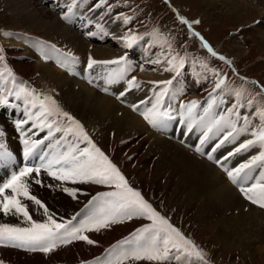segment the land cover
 Instances as JSON below:
<instances>
[{
  "label": "snow or ice",
  "instance_id": "6c2138e0",
  "mask_svg": "<svg viewBox=\"0 0 264 264\" xmlns=\"http://www.w3.org/2000/svg\"><path fill=\"white\" fill-rule=\"evenodd\" d=\"M104 3L105 0H100V4ZM74 7H76V0H72V3L68 5V11L62 16V19L70 20V14H72ZM177 18L181 24L188 26L191 36L198 38L201 46L212 57H218V59L224 60L225 63L231 64V61L226 60L225 57L218 56L199 32L192 30V25L199 24V20L190 23L183 16ZM131 19L132 17H123V23L127 25ZM89 34L92 35V33ZM153 36L158 40L161 39L156 31L153 32ZM121 39L124 41L125 47H131L142 37L125 33ZM163 42L167 43L166 40ZM51 47L55 49L56 46L52 45ZM168 47L171 53V45L169 44ZM2 53L3 50L0 49V81L5 80L6 77L14 81L15 77L11 70L3 63L5 58ZM62 55L68 57L70 63L77 62V58L70 52ZM44 58L48 59L47 56ZM124 60L125 57L123 56L116 60H96L89 55L87 67L92 69L95 65H120ZM155 63H160V61L157 60ZM167 63L169 67L165 68V71L179 73L180 68L185 63V57H181L179 54L171 55ZM60 66L67 67L68 65L61 63ZM201 66L207 68V64L203 62H201ZM208 70L217 79L212 92L209 93L207 106L203 107V115L192 116L193 110L199 104L195 100L188 104H181L180 115L184 117L186 109L187 114L194 120L198 118L200 122L207 121V131L203 133L201 145L209 139V133L213 131V128H218V130L219 128L230 129L213 148L212 151L215 152L216 149L234 139L235 136L250 130L249 125L252 121L249 115L241 117L239 109L245 107V100L248 108H253L257 101L251 93L245 95L247 89L243 87L230 88L225 77L214 69ZM89 82L91 83V80ZM105 82H113L111 73ZM151 83L154 87H160V91L154 92V99L150 101L151 107H147L142 111L137 105H132V108L133 111H138L151 127L159 129L165 126L166 120L174 119L170 112L163 108L164 97L169 91L168 86L173 81L166 80ZM128 84L129 88L139 87L134 77L128 81ZM259 88L261 91L257 95H264V85H260ZM2 90L3 84H0V106L8 104V99L3 95ZM218 90L221 92L220 96L216 95ZM225 92L234 95L235 103L226 110V113L216 115L213 108L218 106V101L219 103L224 102L223 93ZM13 95L17 100L23 98L25 104L24 115L27 119L18 121L16 124L17 129L20 131L22 143L25 146V158L32 156L36 149L45 144V141H49L47 147L50 151L39 157L40 163L38 165L34 167L25 166L20 168L19 171H13L9 178L0 182V213L5 216L9 214L21 216L23 217L22 223L27 225L0 223V245L48 253L60 245L71 243L73 240H83L88 244H93L94 241L84 233L100 231L113 224L139 218L145 219L149 223L137 228L129 237L113 245L107 250L108 254L105 259L97 258L96 261L89 262V264H126L129 261H148L150 264H172L173 261L176 264H209L206 259L207 253L200 249L193 240L187 238L166 216L155 209L140 191L130 186L117 165L93 142L82 123L69 112L64 111L51 95H41L34 89L26 87H14L8 90V96ZM122 95L124 94L121 93ZM117 98L119 99V97ZM141 103L146 102L142 101ZM251 115L258 117L260 122L257 129L251 131L253 138L239 144L235 152H229L228 156H233L256 145L262 150L258 155L253 156L248 163L241 164L232 170L225 169L233 183H240L238 178L241 177L242 173L245 178L249 175L248 172H245L246 169L250 171L257 161H264V105L257 106ZM233 116H235V119H232ZM241 118L244 125L243 127H237V122ZM29 123L30 127L25 131L24 125ZM188 128L191 130V123L188 124ZM45 129H47V134L42 139H31L29 136L31 134V136L38 137L39 133ZM57 133L61 134L58 138ZM2 136L3 133L0 132V137ZM81 144L85 146L81 147ZM196 151L204 154L201 147H197ZM207 155L209 160L214 159L211 153ZM4 160H11V153L7 151L3 143H0V161ZM215 162L220 163L219 161ZM42 171L46 172L47 176L62 183L69 181L73 184L90 183L103 185L110 190L97 192L96 195L92 196L85 206L90 209V214L80 222L78 227L72 225L71 221L58 223L49 214L45 204L29 192L28 180H32L35 184H41L42 181L38 177ZM32 173H35L36 176L33 177ZM240 190L252 204L264 208V172L260 173L259 179L252 183L250 187H241ZM64 191L75 198L77 189L65 187ZM20 197L32 201L43 209L48 219L45 222L34 220L29 213V206L22 203ZM75 219L76 217H73V220Z\"/></svg>",
  "mask_w": 264,
  "mask_h": 264
},
{
  "label": "bare ground",
  "instance_id": "6f19581e",
  "mask_svg": "<svg viewBox=\"0 0 264 264\" xmlns=\"http://www.w3.org/2000/svg\"><path fill=\"white\" fill-rule=\"evenodd\" d=\"M54 1L58 2V0ZM249 1L255 2L254 4L259 3L261 9H255ZM82 2H85V0H80V3ZM69 3H72V0H66V3L63 0L65 6H61L58 2L66 12ZM219 3L228 14L236 15L241 26H249L254 20L260 19L257 29L260 41L264 45V0H219ZM78 4L79 1L76 0V6ZM91 6L92 4L84 10L85 12L83 10L79 12L80 19H85L90 15ZM0 8L9 14L12 18L11 23L15 27L9 32L0 31L1 48L4 49L5 54L15 57L19 53L14 48L22 47L21 49L26 52L20 54L29 58V62L22 63L15 59L10 60L8 64L12 69V74L30 78L33 74L39 73L38 78H36L37 82L43 89L57 94V98L65 107L64 110L73 114L82 123L89 135H91L89 131L98 132L99 134L109 133L114 142L136 136L135 139L131 140L129 149L132 152H140L141 154L138 155L139 161L151 163V169L160 178L165 179V185L174 184L173 194L180 195V198L185 200L186 205L194 206L193 213L195 217L203 227L209 230L215 245L223 247L224 251L228 253L237 251L242 259L250 258L256 263L264 262V208L249 207L247 211L243 212L242 201L225 181L222 174L214 167L195 159L176 144L165 141L159 136L146 131L142 122L135 115L126 109L120 108L112 99L99 95L89 87L65 76L48 63L32 59L33 57L29 52L33 47L38 46L42 50H48L47 45H55V53L65 50L69 46L82 57L85 58L86 56L88 58L91 55L96 60H116L122 56L124 57L130 47L124 46L121 37L130 32L127 30V26H123L122 21L120 22V17H117L118 9L109 8L108 12L111 10V13L108 17L106 16V10L95 11L92 16L93 20L97 16H102L105 24L102 29L104 32L107 30L106 33L112 30V33L108 37H104L101 29H94L90 26L91 19L90 23H85V26H90V32L93 31V38L87 40L85 37L81 39L77 32L63 25L55 15L56 12L52 9V5H46L43 0H0ZM102 8H105V6ZM111 16L115 17L112 21L108 19ZM117 27L119 29L116 31L115 28ZM113 29L116 33H113ZM19 33L30 35L25 41L34 37V39L45 44L41 45L36 42H31L28 45L21 44L22 36L17 35ZM104 42L108 44H97ZM140 48V57L147 55L149 58L146 60L145 65L134 69L135 65L132 58L125 56V60L120 65L112 64L110 67L113 69L126 66L133 67L135 74L131 73L125 87L121 85L120 88L128 89V81L134 77L139 84V87H133L137 97L135 101L139 103L141 100L139 95H143L147 101V106L151 107L150 101L154 99V92L160 91V87H154L151 82L169 80L168 77L171 75V71L164 70L169 65L162 59V54L157 49L148 48L144 51L142 41L140 42ZM244 48L246 49V47ZM245 49H242L241 46L235 47V50L239 53H246ZM157 60L160 63H155ZM99 66L95 65L96 68ZM197 83L199 84L198 81ZM74 87H76L75 90ZM168 88L169 91L164 97V104L168 103V99H172L176 106L188 104L193 100L198 101L194 97L200 93V89H197L192 81L189 84L181 77L178 80L173 78V83ZM244 110L243 116L249 115L252 121L249 127L257 129L260 123L259 119L251 115L255 110ZM185 111L187 112L186 109ZM117 112L120 114H117ZM217 112L220 115L226 111L224 112L218 106ZM201 114H203V110L197 106L192 115L198 117ZM203 123L207 124V121ZM242 124L244 125L243 119H241L239 127H243ZM248 134L249 131L240 133L245 138L248 137ZM243 141L245 140L243 139ZM145 145H147L146 148ZM85 186L91 193L97 191V187H91L88 184H85ZM71 189H73V186ZM56 197L55 202L57 204L67 205L65 213L68 216L71 217L77 213L78 205L81 203L79 197L75 196L73 198L72 196L71 200L68 201L66 199L68 196L63 195L61 192H57ZM233 211H236L235 215ZM104 232L98 233L97 238L95 236L91 237L94 241L93 244L96 243L94 248L102 249L107 246L103 239L108 236V233ZM93 250H89L88 246L81 245L77 248L76 257L86 260L92 256L91 254L95 251ZM89 251L91 254H89ZM76 257L68 254L66 259L70 261ZM39 262L42 263L38 259V264H40Z\"/></svg>",
  "mask_w": 264,
  "mask_h": 264
},
{
  "label": "rangeland",
  "instance_id": "374dc122",
  "mask_svg": "<svg viewBox=\"0 0 264 264\" xmlns=\"http://www.w3.org/2000/svg\"><path fill=\"white\" fill-rule=\"evenodd\" d=\"M111 1L114 4L119 5L121 11L124 12L128 17H132L129 25H130V28L136 32L137 36H140L143 33H146L151 27L156 26L159 34H162L161 32L165 34V39L167 40V47L169 44L171 45V48H172L171 52L174 51L176 47L180 51V53L177 52L176 54H179V56L181 57L184 55L185 50L187 49V46H188L187 43L189 41L191 40L193 41L192 47H190L189 51H191V49H195V50L201 49V45H200L198 38H193L191 36L189 28L186 27L187 25L181 24L180 21L175 18V15L177 17L183 16L190 23L194 20H199L200 21L199 24L192 25V30L199 32L200 35L204 37V39L208 40L210 44L213 46L215 52L216 50L218 51L221 50L220 51L221 56L225 58H229V59H230V56H232L233 60H230L231 64L229 65L232 66L233 63L237 62L238 64L236 65L235 68L239 71V73L242 76L249 77V78L258 77L259 79H256L258 84L264 85V54H263L264 45L260 41V36L258 33V29H257V24L260 21V19H256V20H259L257 21L256 25L252 24L256 20H254L250 24L254 26L253 28L245 29V31L242 30L241 32L242 34L241 40H243L244 42L243 44H241V48L245 49L244 47H246L245 51H247L246 53L244 52L245 53L244 54V53H239L238 51L235 50V47L240 46V45L235 44L237 37L234 36L231 38L230 35H232L233 33H236L238 31L237 29H239L240 27H241L240 29H244L245 26H241V24L238 23L236 15L228 14L224 10V8L220 5L219 0H111ZM249 3H251L252 7H254L255 9H261V6L258 5L259 3L254 4L255 2L253 3L252 1H249ZM138 7H141L140 10L138 9ZM116 9L118 8H115V10ZM1 10H0V28H5L8 30L14 29L15 27L11 23L12 18L3 9ZM118 11L119 12H117L118 13L117 17H120V15L122 14L120 10ZM114 18L115 17L111 16V18L109 19L110 21H112V19ZM119 20L120 22L122 21L121 19ZM123 26H127V25H123ZM115 29L117 31L119 27ZM115 29H113V31H115ZM127 30L130 32V34L134 35V32L132 33L128 29V27H127ZM232 39H234L235 41H233ZM141 41L143 42V40ZM97 44L107 45L108 43L104 42V43H97ZM153 48L157 49L162 54L161 49L156 48V47H153ZM176 54L174 52V55ZM239 54L240 55L243 54L242 55L243 57L240 56ZM124 55L126 56V54ZM195 56L197 59L201 57L196 54ZM162 57H163L162 59L166 63H167V60L170 59L166 56H163V54H162ZM203 59L209 60L212 63L211 66H215L214 68L215 71H219L227 67V63L225 62H221V64H219V63H216L214 60L210 59L209 57L207 58V56L206 58H203ZM220 61H223V60H220ZM230 73H232V71H230ZM170 74H172V71ZM180 77L184 79V77L180 75L174 78L175 80H178V78ZM191 81L195 84V87L197 89H200V85L196 81L190 78L185 79L186 83L188 82L189 84H191ZM239 82L242 83V80L240 79ZM252 84H253L254 91H256V93H259L261 91L259 86L257 84L255 85L253 82ZM257 96L260 99L261 98L264 99L263 95H257ZM214 113L216 115H219L217 111H214ZM138 160H139V156H138ZM133 168L131 171H134ZM140 170L142 169H138V171L135 172L134 174L137 176ZM148 171L150 172V175H148L147 172L145 173V175H143L144 174L143 171H142L143 174L140 173L138 175L139 179H141L139 180L141 184L143 186L147 184L154 191L164 192V195L166 196V201L170 202L171 206L173 205L172 207L175 210V214L182 215V217L184 218V221H183L184 224L185 223L188 224V231L192 233V235L199 242L201 243L203 242L205 246H207L208 250L212 251L211 252L212 255L210 257L211 264H264V262L256 263L254 260L252 261V259L250 258L242 259L240 257V254L237 251L233 253H228L227 251H224L223 247L219 245H215L209 230L203 227L202 224L199 222V220L195 217L193 213L194 206L186 205L185 200L183 198H180V195L173 194L174 184L169 183L165 185L164 178H160L156 174V172L152 169ZM76 187L77 186H75V188ZM75 188L73 187V189ZM83 188L87 189L85 184L83 185ZM77 197L80 198L79 202H81L85 198V197H82L81 195H77ZM183 200H184V203H183ZM235 212L236 211H233L234 215L236 214ZM129 230H130V227H127V226L126 227H123V226L115 227V228L113 227V229H110L108 236L103 239L105 241L104 243H110L112 240L117 239L122 233H126ZM95 238H97V236H95ZM91 245L92 244L88 246L89 250L90 249L91 251L93 249L101 250V249L94 248L96 246V243L92 245V248H91ZM89 254H91L90 251H89ZM93 254L94 252L91 255L93 256Z\"/></svg>",
  "mask_w": 264,
  "mask_h": 264
}]
</instances>
